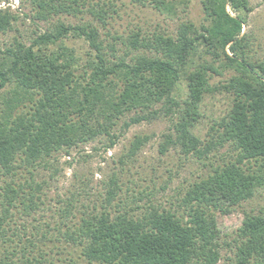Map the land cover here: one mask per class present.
<instances>
[{
    "label": "trees",
    "instance_id": "16d2710c",
    "mask_svg": "<svg viewBox=\"0 0 264 264\" xmlns=\"http://www.w3.org/2000/svg\"><path fill=\"white\" fill-rule=\"evenodd\" d=\"M27 1L34 19H58L29 44L16 39L0 46V176L16 177L22 164L34 166L99 137L107 136L114 147L118 128L169 117L172 128L164 135L162 153L180 147L203 159L231 143L235 160L214 167L191 186L185 216L155 205L137 216L105 210L72 221L62 239L78 252L73 264H218L222 245L216 212L228 213L264 191V55L256 57L244 33L253 11L250 0H203L205 22L200 26L183 23L175 36L132 35L131 48L144 51L129 61L107 47L95 23L63 20L88 7L105 23V11L91 0ZM153 1L169 7L164 0ZM18 20L16 13L0 9V32L11 31ZM69 37L88 43L93 55L86 67L64 44ZM228 71L232 74L226 81L212 83ZM217 93L230 95L232 106L205 143L195 128L204 98ZM148 141L137 136L131 155ZM31 185L27 193L12 183L4 189L0 264L48 263V254L41 250L39 257L28 249L38 248L36 235L21 237L14 231L9 236L18 203L26 213L36 209ZM112 185L108 204L116 197L118 185ZM46 239L43 235L39 241ZM236 242L234 264H264V213L246 214Z\"/></svg>",
    "mask_w": 264,
    "mask_h": 264
},
{
    "label": "rangeland",
    "instance_id": "374dc122",
    "mask_svg": "<svg viewBox=\"0 0 264 264\" xmlns=\"http://www.w3.org/2000/svg\"><path fill=\"white\" fill-rule=\"evenodd\" d=\"M164 1L168 8L158 6L153 0L140 3L135 0H91L94 7L105 11V23L96 20L87 11L88 7L77 17L66 15L62 18L73 25L95 23L107 47H114L117 56L127 55L129 61L144 51L131 48L132 35L140 33L147 38L156 33H164L175 36L183 23L192 22L200 26L205 22L203 0ZM250 4L253 11L244 33L249 35L252 52L256 57H262L264 0H250ZM0 9H9L19 16L11 31L0 32V46L3 48L16 39L29 44L32 38L58 19L48 22L34 19L32 6L27 0H0ZM64 44L75 50L80 66L86 67L89 55H93L88 43L83 39L69 37L64 40ZM231 74L228 71L223 77L216 76L212 83L220 84ZM231 106L232 97L225 93L204 98L202 116L195 133L205 143L213 139L216 133L214 127H217L215 122L226 115ZM1 109L0 104V112ZM133 114H129L123 121L129 120ZM171 128L169 117L133 125L127 130L118 128L116 133L119 140L114 147H110L111 140L107 136L99 137L89 143L55 152L52 157L34 166L22 164L16 177L1 175L0 216L3 213L4 189L8 183L17 189L24 186L26 193L31 191V184L36 189V209L31 213L24 212L25 205L21 201L16 210L13 209L16 216L11 220L9 236L14 231L21 237H25V233L29 237L36 235L38 248H28L32 254L40 257L42 250L43 255L48 254L47 264H73L70 260H77L78 252L74 247L66 245L61 235L72 221L105 210L114 214L121 212L137 216L150 205L176 212L180 216L187 215L189 205L184 200L191 186L205 178L214 167L235 160L237 153L231 143L213 149L208 158L203 159L194 154H184L180 147H171L168 152L162 153L164 135ZM137 136H147L149 141L131 155L132 143ZM114 181L118 185L115 188L116 197L108 204V193L115 187L112 185ZM67 211L68 215L65 213ZM249 213H264V191H258L252 199L233 207L228 213L216 212L222 245V258L218 264L235 263L238 230ZM43 235L48 239L39 241Z\"/></svg>",
    "mask_w": 264,
    "mask_h": 264
}]
</instances>
